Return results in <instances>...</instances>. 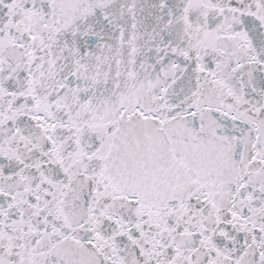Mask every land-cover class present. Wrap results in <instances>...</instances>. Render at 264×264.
<instances>
[{
  "label": "snow or ice",
  "instance_id": "obj_1",
  "mask_svg": "<svg viewBox=\"0 0 264 264\" xmlns=\"http://www.w3.org/2000/svg\"><path fill=\"white\" fill-rule=\"evenodd\" d=\"M0 264H264V0H0Z\"/></svg>",
  "mask_w": 264,
  "mask_h": 264
}]
</instances>
